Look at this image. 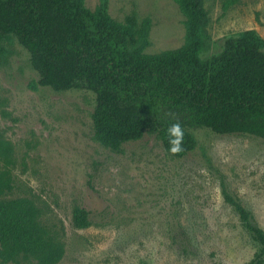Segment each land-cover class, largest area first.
I'll return each instance as SVG.
<instances>
[{"label": "rangeland", "instance_id": "1", "mask_svg": "<svg viewBox=\"0 0 264 264\" xmlns=\"http://www.w3.org/2000/svg\"><path fill=\"white\" fill-rule=\"evenodd\" d=\"M100 0H84L94 11ZM201 0L209 41L201 58L218 54L223 39L254 30L264 40V0ZM136 13L149 19L145 54L179 49L185 18L173 0H108L117 23ZM28 52L0 37V144L11 148L12 188L2 198H26L39 210L47 236L62 244L59 264H246L257 245L224 201L222 186L264 230V140L193 128L197 147L167 154L145 134L120 152L94 139L95 96L37 86ZM88 212L76 228L74 209ZM7 264H37L19 258Z\"/></svg>", "mask_w": 264, "mask_h": 264}, {"label": "trees", "instance_id": "2", "mask_svg": "<svg viewBox=\"0 0 264 264\" xmlns=\"http://www.w3.org/2000/svg\"><path fill=\"white\" fill-rule=\"evenodd\" d=\"M173 1L185 18V42L158 54L143 53L149 19L138 25L133 13L125 24L117 23L108 14V0L94 11L84 0H0V37H14L28 52L37 86L94 94V139L113 152L150 134L180 159L197 147L193 128L264 140V40L254 30L241 31L225 37L218 54L201 58L209 41L201 0ZM235 2L224 0L223 10ZM173 124L183 130L178 154L168 150ZM10 155L11 148L1 143L0 264L19 258L59 264L63 246L47 236L35 204L2 198L12 188ZM222 194L257 245L246 264H264V230L224 185ZM72 223L87 227L88 212L74 209Z\"/></svg>", "mask_w": 264, "mask_h": 264}, {"label": "clouds", "instance_id": "3", "mask_svg": "<svg viewBox=\"0 0 264 264\" xmlns=\"http://www.w3.org/2000/svg\"><path fill=\"white\" fill-rule=\"evenodd\" d=\"M169 137V152L178 154L183 151V130L179 124H173L167 129Z\"/></svg>", "mask_w": 264, "mask_h": 264}]
</instances>
